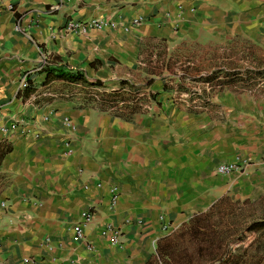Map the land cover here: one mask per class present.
Listing matches in <instances>:
<instances>
[{
    "label": "crops",
    "instance_id": "0c3cea01",
    "mask_svg": "<svg viewBox=\"0 0 264 264\" xmlns=\"http://www.w3.org/2000/svg\"><path fill=\"white\" fill-rule=\"evenodd\" d=\"M7 1L0 126L19 127L0 133V264L249 263L264 245V229L237 240L264 219V0ZM90 19L117 26L65 28ZM61 69L100 83L46 80ZM240 155L246 173H217Z\"/></svg>",
    "mask_w": 264,
    "mask_h": 264
},
{
    "label": "built area",
    "instance_id": "2783aa9c",
    "mask_svg": "<svg viewBox=\"0 0 264 264\" xmlns=\"http://www.w3.org/2000/svg\"><path fill=\"white\" fill-rule=\"evenodd\" d=\"M3 5L7 7L10 11H15L16 7L13 3L8 2L7 0H0V12L2 11ZM143 20L142 15H138L132 18V22L135 26L139 25ZM117 26V22L113 20H102V19H90L86 21H78V20H70L65 25V28L68 30L75 31L79 34H85L89 30L98 28H108V27H114ZM16 27L20 30H22L21 24L18 22ZM43 64L47 63L49 60L48 55H44L43 58ZM22 86L27 87L28 83L26 80L22 81ZM66 122H68V125H70L72 128L74 127L73 123L66 118ZM19 127L18 122L10 123L9 125H2L0 126V133L1 134H10L16 131V129ZM25 131L27 134L33 135L35 138L40 137L41 133L39 131H36L34 127H29L28 125H25ZM252 162L243 157V156H237L235 160L227 161V162H221L217 165L216 171L218 174L222 175H240L246 173ZM112 203L116 204L119 192L117 187H113L112 190ZM93 217V212L91 209H85L82 212L81 218L79 221L75 223L73 226V236L77 240L85 239V227L91 222ZM169 228L168 224H165L163 226V229L166 230ZM102 233L104 235H109L111 238V242L113 245H121L122 244V231L113 225H108L106 228L103 229Z\"/></svg>",
    "mask_w": 264,
    "mask_h": 264
},
{
    "label": "trees",
    "instance_id": "16d2710c",
    "mask_svg": "<svg viewBox=\"0 0 264 264\" xmlns=\"http://www.w3.org/2000/svg\"><path fill=\"white\" fill-rule=\"evenodd\" d=\"M47 75H46V80L49 79H64V80H68L70 82H85V83H91V84H99L100 81L96 80V79H88L84 73L80 72V71H66L64 69L55 71V70H46ZM264 229V219L263 220H259V221H255L252 224H250L248 226V228L241 234L240 238H238L237 240L243 238L244 236H246L247 234L250 233H254L257 230H261Z\"/></svg>",
    "mask_w": 264,
    "mask_h": 264
},
{
    "label": "rangeland",
    "instance_id": "374dc122",
    "mask_svg": "<svg viewBox=\"0 0 264 264\" xmlns=\"http://www.w3.org/2000/svg\"><path fill=\"white\" fill-rule=\"evenodd\" d=\"M246 253H247V261L249 262L247 264H260L261 261L264 259V245L262 246V248L260 247L256 248L253 241L251 244L248 245L247 248L243 250V255Z\"/></svg>",
    "mask_w": 264,
    "mask_h": 264
}]
</instances>
